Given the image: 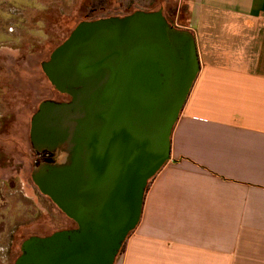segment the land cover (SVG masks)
<instances>
[{
    "label": "water",
    "instance_id": "1",
    "mask_svg": "<svg viewBox=\"0 0 264 264\" xmlns=\"http://www.w3.org/2000/svg\"><path fill=\"white\" fill-rule=\"evenodd\" d=\"M40 68L66 101L29 124L30 179L73 228L30 236L13 264H113L138 224L148 182L199 71L194 38L160 10L81 21Z\"/></svg>",
    "mask_w": 264,
    "mask_h": 264
},
{
    "label": "crops",
    "instance_id": "2",
    "mask_svg": "<svg viewBox=\"0 0 264 264\" xmlns=\"http://www.w3.org/2000/svg\"><path fill=\"white\" fill-rule=\"evenodd\" d=\"M263 17L264 0H185L174 27L193 36L199 71L170 160L113 264H264ZM7 37L0 33V55L16 59L21 40ZM4 96L0 86V123L21 119L8 115ZM10 177L0 165V186L17 187Z\"/></svg>",
    "mask_w": 264,
    "mask_h": 264
},
{
    "label": "rangeland",
    "instance_id": "3",
    "mask_svg": "<svg viewBox=\"0 0 264 264\" xmlns=\"http://www.w3.org/2000/svg\"><path fill=\"white\" fill-rule=\"evenodd\" d=\"M184 5L185 0H0L1 39L7 34L8 40L13 36L21 40L16 59L0 55V86L7 90L3 108L9 116L18 111L21 118L0 123V134L8 138H0V165L17 185L0 186L1 198L7 196L0 203V264L14 263L26 238L75 226L30 179L33 168L42 162L29 142L30 118L41 101L67 100L50 85L40 64L81 21L161 10L174 27Z\"/></svg>",
    "mask_w": 264,
    "mask_h": 264
},
{
    "label": "trees",
    "instance_id": "4",
    "mask_svg": "<svg viewBox=\"0 0 264 264\" xmlns=\"http://www.w3.org/2000/svg\"><path fill=\"white\" fill-rule=\"evenodd\" d=\"M43 154H45V156H46V157H45V160H44L43 162L52 163V162L55 161L54 154L46 153V152H43ZM151 180H152V179H151ZM151 180H150V181H151ZM150 181L148 182L147 187H148ZM147 187H146V189H147ZM61 230H62V229H61ZM124 243H125V241H124ZM124 243L122 244L119 253H121V252L123 251Z\"/></svg>",
    "mask_w": 264,
    "mask_h": 264
},
{
    "label": "flooded vegetation",
    "instance_id": "5",
    "mask_svg": "<svg viewBox=\"0 0 264 264\" xmlns=\"http://www.w3.org/2000/svg\"><path fill=\"white\" fill-rule=\"evenodd\" d=\"M36 153V152H35ZM38 157L41 158V161L43 162L45 160V154H43V152H40V153H37ZM54 158H55V155H54Z\"/></svg>",
    "mask_w": 264,
    "mask_h": 264
},
{
    "label": "built area",
    "instance_id": "6",
    "mask_svg": "<svg viewBox=\"0 0 264 264\" xmlns=\"http://www.w3.org/2000/svg\"><path fill=\"white\" fill-rule=\"evenodd\" d=\"M263 22H264V17L262 18Z\"/></svg>",
    "mask_w": 264,
    "mask_h": 264
}]
</instances>
